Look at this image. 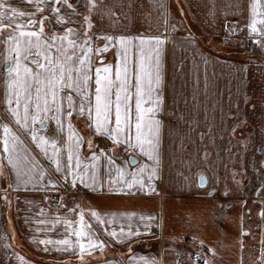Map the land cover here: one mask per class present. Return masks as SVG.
<instances>
[{"label":"crops","instance_id":"0c3cea01","mask_svg":"<svg viewBox=\"0 0 264 264\" xmlns=\"http://www.w3.org/2000/svg\"><path fill=\"white\" fill-rule=\"evenodd\" d=\"M53 2L43 0L42 6L47 8ZM86 2L69 0L79 15H72L63 3L57 5L77 22L61 25L54 18L45 19V32L63 31L65 26L80 31L87 28L83 22ZM7 3L40 18L29 0ZM250 3L251 0H97V11L91 15L92 27L87 28L90 36L164 38L159 57L162 100L157 113L158 175L144 188L137 185L110 190L108 161L102 155L93 162L94 169L90 168L96 177L95 190L79 180L75 187L60 184L50 161L6 111L0 83V125L7 124L18 137L14 155L34 158L57 185L53 190L39 181L19 182L0 141V264H128L130 257L137 264L145 260L149 264H196L190 259L194 252L200 256V264L204 259L209 264H259L264 253V60L251 64L249 58L235 59L231 53L223 56L216 48L207 49L182 28L173 11H185L209 40L224 37L228 27L236 26L243 40L260 49L256 38H249ZM44 15L53 16L50 9ZM27 19L17 17L21 22ZM3 22L8 23L7 19ZM14 26L0 28V37H6ZM35 27L38 29L39 24ZM103 43L102 38L94 40L95 45ZM101 56L105 63L115 65L117 48L95 55L96 64L101 62ZM134 58L135 50L130 49V62ZM71 119L74 129L85 139L80 147L85 165L92 151L99 154V149H110L117 164L127 167L131 150L93 134L84 117L73 113ZM44 134L57 139L58 146L66 138L54 121L45 122ZM89 139L96 147H88ZM137 159L152 163L139 155ZM89 207L101 213L120 214L119 222L108 227L118 230L121 225L125 229L130 225L134 231L139 230V235L122 242L113 240L105 226L90 217ZM81 210L93 236L103 242L102 250L82 254L79 245L65 250L64 245L40 243L65 238L68 232L64 225L52 221L65 217L78 220L76 213ZM69 238L77 239L75 235ZM82 242L86 247V241Z\"/></svg>","mask_w":264,"mask_h":264},{"label":"snow or ice","instance_id":"6c2138e0","mask_svg":"<svg viewBox=\"0 0 264 264\" xmlns=\"http://www.w3.org/2000/svg\"><path fill=\"white\" fill-rule=\"evenodd\" d=\"M35 4V13H25L11 7L7 0H0V28L10 27L12 31L3 41V52H0V83L3 85V100L6 111L14 122L31 136L32 142L40 149L44 157L54 167L60 184L75 187L77 180L86 186L96 189L94 161L105 156L108 161V183L110 190L132 189L135 186L144 188L158 175L159 120L162 96L160 85V53L164 38L159 35L130 37L127 35L90 36L87 28L92 27L91 15L97 11V0H87V14L83 22L87 28L82 31L65 26L63 31L45 32L44 20L55 19L57 24L70 25L76 23L68 15L61 12L57 5L63 3L72 10V15H79L76 6L69 0H54L47 8L42 6L43 0H29ZM162 7V5H161ZM51 10L53 16L46 17L45 11ZM111 13V9H108ZM249 38H256V43L264 48V4L261 0L250 3ZM103 14V13H101ZM27 16L26 22L17 17ZM7 19L8 23L3 21ZM39 24L37 29L35 26ZM232 31V30H229ZM103 39L102 45H95L94 40ZM110 47L117 48L115 65L105 63L103 57L96 64L95 55L106 52ZM130 49L135 50V58L130 62ZM73 113L84 117L93 134L106 137L114 146L123 144L131 150L125 165H118L110 154V149H99L91 152L85 165L80 155V147L85 143L73 127ZM54 121L60 133L66 138L58 146V140L44 134L45 122ZM2 135L0 141L4 151L8 153V164L16 172L19 182L39 181L44 187L56 189V181L46 176L34 158H21L16 153L18 137L7 124L0 125ZM90 149L96 147L87 140ZM66 150V159H65ZM146 157L147 163L143 159ZM135 160V165L131 161ZM264 164V161L261 162ZM90 182V183H89ZM203 184V177H201ZM227 195V192L224 193ZM223 207V205H222ZM75 209H69L74 212ZM78 220L67 217L57 218L53 224L62 223L68 235L61 240L44 239L43 244L64 245L65 250L71 246H80L81 253L95 252L103 249V242L96 239L88 224L84 221L85 212L76 213ZM88 214L97 224L105 226V231L115 241H125L139 235L129 225L117 230L108 227L119 222L120 214L101 213L91 207ZM264 216V209L261 211ZM143 219V217H141ZM44 223V221H40ZM76 225H79L77 227ZM147 227V226H146ZM87 229V231H85ZM242 231V235H243ZM76 236L73 241L69 237ZM86 241L87 246L85 247ZM131 250V249H129ZM210 252H214L209 248ZM197 259H200L197 254ZM128 264H137L130 257ZM144 264H149L144 261ZM151 264H155L152 261ZM203 264H209L204 259ZM259 264H264V253Z\"/></svg>","mask_w":264,"mask_h":264},{"label":"rangeland","instance_id":"374dc122","mask_svg":"<svg viewBox=\"0 0 264 264\" xmlns=\"http://www.w3.org/2000/svg\"><path fill=\"white\" fill-rule=\"evenodd\" d=\"M171 8H173L172 4ZM173 11L177 15L176 17L181 21L182 28L186 30L190 35L197 37L199 41H201L203 45L207 47V49L216 48L217 52L219 54H222L223 56H226L231 53L233 54L232 56L235 59L249 58L251 64H253V62H262L264 60V49L257 48V46L254 45L251 41L243 40L241 38V33L236 26L228 27L226 29L224 37H212L213 39L209 40V38L205 35L201 28H199V26L189 15H187V13H185V11L184 14L181 11L178 12L174 8ZM185 256H187L186 253Z\"/></svg>","mask_w":264,"mask_h":264},{"label":"built area","instance_id":"2783aa9c","mask_svg":"<svg viewBox=\"0 0 264 264\" xmlns=\"http://www.w3.org/2000/svg\"><path fill=\"white\" fill-rule=\"evenodd\" d=\"M191 261L196 263V264H200L201 263V259H197V253H192L191 254ZM178 263H180V260L178 261Z\"/></svg>","mask_w":264,"mask_h":264}]
</instances>
